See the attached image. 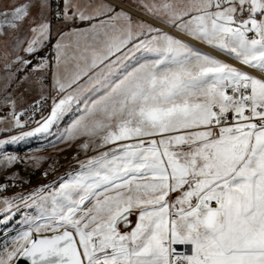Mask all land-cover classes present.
I'll use <instances>...</instances> for the list:
<instances>
[{
  "label": "snow or ice",
  "instance_id": "6c2138e0",
  "mask_svg": "<svg viewBox=\"0 0 264 264\" xmlns=\"http://www.w3.org/2000/svg\"><path fill=\"white\" fill-rule=\"evenodd\" d=\"M122 2L56 0L67 30L54 36L52 0H0V42L16 53L0 76V168L51 159L47 177L57 161L36 153L74 143L79 165L0 195V224L24 211L0 264H264V0H131L149 20ZM49 44L51 58L19 54ZM25 83L38 98L18 110ZM26 140L39 143L4 151ZM5 180L0 193L29 182Z\"/></svg>",
  "mask_w": 264,
  "mask_h": 264
},
{
  "label": "rangeland",
  "instance_id": "374dc122",
  "mask_svg": "<svg viewBox=\"0 0 264 264\" xmlns=\"http://www.w3.org/2000/svg\"><path fill=\"white\" fill-rule=\"evenodd\" d=\"M155 26H157V25H155ZM27 27H28V24H27V22H25L24 29H26ZM24 29H22L21 31L23 32ZM51 30L55 36L56 33L60 32V31H66L67 28L65 26H63L62 21H60V22L55 21V22H51ZM165 31H167V30H165ZM3 39H7V37H4ZM54 42H55V40L53 39V43ZM2 45L4 47H2ZM24 46H26V45H24ZM51 47H52V45L49 44L47 46V48L37 52L35 55H26L25 53H23V51H21L19 54L22 56H25L26 59L32 60L33 63H36V60H35L36 56L42 57L45 55V53H47L50 58L52 57L53 53L50 51ZM9 48H11V47L9 46ZM203 51L207 52L205 50H203ZM6 52L11 53V55L8 56L9 60L14 59L16 53L12 52V50H10V52H9L8 47H6L2 42H0V76H3L5 74L4 70H3V63L5 62V53ZM207 53H210V52H207ZM212 55H214V54H212ZM214 56H216V55H214ZM220 59H222V58H220ZM222 60H225V59H222ZM225 61L228 62L227 60H225ZM228 63H230V62H228ZM231 64H233V63H231ZM233 65L236 66L235 64H233ZM16 67H19V65L18 64L15 65L12 70L15 71ZM30 67L31 66H29L28 69H24L23 71L19 72L17 74L18 78L23 77L25 74H27L30 71ZM236 67H238V66H236ZM238 68H240V67H238ZM28 87H29L28 83H25L19 89H17L16 95L19 97L20 94L23 93L24 101H26V103H21L19 100L17 101L18 110L21 107H26L27 103H31L34 99L38 98V94L35 90H33L31 92L25 91V89H27ZM12 88H15V84H13L11 88H9V91H12ZM47 111H48V109H45V114L47 113ZM37 118H39V117H37ZM66 123H67V121H65V124ZM11 134H15V133H11ZM79 142L80 141H77L76 143H79ZM38 143H39V141H37V140H26V141L19 143L17 145L6 146L4 148V151L15 152V153L23 156L29 149H35L37 147ZM58 148H64L65 151L57 152L55 149H53L51 147H46V148L41 149L38 153H36L37 155L54 157L55 160L57 161V163L54 166V170L51 171L47 177L43 176L42 173L45 171V169L48 168L49 164L52 163L51 159L46 160L43 163H41L39 169L35 170L34 172H33V169L31 167H24L21 164H15V165H13L11 167H7V168H0V184L13 183L12 181H6L5 177L10 175L11 173L17 172V171L19 172V176L21 178L29 181L28 183H21L20 180H16L14 183H16L17 185L20 184L21 190L20 189L15 190L14 187H12L11 188L12 190L11 189L6 190L4 193H0V195L13 196L16 193H20V192L29 193L33 189L37 188L39 185L49 184L53 180H56L58 176H63L72 169H78L79 165H78L77 161L72 159L73 155L77 153L76 144L74 143L71 147H67L64 144H61V145H58ZM94 154L95 153H93L91 151H89L87 153L88 156H91ZM85 158L86 157H85L84 153H80L78 155V159H85ZM56 186L58 187V184ZM0 207H4V206L0 205ZM27 211L29 213L35 215V209L34 208L28 209ZM23 215H24V211L22 210V211L16 213V215L7 223L0 224V244H2L5 239L10 240L11 237L15 236L17 234V232L21 230V225L17 222L21 221ZM2 219H4V215L0 214V220H2ZM130 219L132 220V224L134 226L136 216L133 215ZM130 230H131L130 228H128V229L121 228V231H130ZM5 233H7V235H5ZM178 250H179V246H178Z\"/></svg>",
  "mask_w": 264,
  "mask_h": 264
},
{
  "label": "bare ground",
  "instance_id": "6f19581e",
  "mask_svg": "<svg viewBox=\"0 0 264 264\" xmlns=\"http://www.w3.org/2000/svg\"><path fill=\"white\" fill-rule=\"evenodd\" d=\"M119 6L125 8V10H127V11H129V12L135 14L136 16H140L141 18H143V19H145V20H149L148 17L143 16L142 13L136 11V10H135V7L129 6L128 4H126V3H124V2L120 3ZM150 22L153 23L154 25H157L158 27H162V28H164V30L169 31V32H171V33L174 34V35H179V34L176 33L173 29L168 28V27L165 26V25L159 24L157 21L151 20ZM183 38L186 39L189 43H191V44H195V46H197V47H199V48H201V49H203V50H205V51H207V52H210L211 54H214V55H216V56H218V57H220V58H222V59H225V60H227V61L230 62V63L235 64L236 66L242 68L244 71H249V72H252V74H254V75H258V73H256V72H254L253 70H251V69H249V68H247V67L241 65L238 61L233 60V59L229 58L228 56H225V55L221 54L220 52H218V51L212 49L211 47H209V46H207V45L200 44V43H198V42H196V41H193V40H191V39H189V38H187V37H183Z\"/></svg>",
  "mask_w": 264,
  "mask_h": 264
},
{
  "label": "built area",
  "instance_id": "2783aa9c",
  "mask_svg": "<svg viewBox=\"0 0 264 264\" xmlns=\"http://www.w3.org/2000/svg\"><path fill=\"white\" fill-rule=\"evenodd\" d=\"M57 7V4H56V0H52V9H53V12H52V18H51V22H60L61 20H57L54 16V13H55V9ZM59 7L62 9L63 8V0H60V4H59ZM254 75V74H253ZM3 111H7L6 109L3 110ZM12 187H9L7 190H10ZM15 190H21V186L20 184H18L17 187H14ZM12 190V189H11Z\"/></svg>",
  "mask_w": 264,
  "mask_h": 264
},
{
  "label": "crops",
  "instance_id": "0c3cea01",
  "mask_svg": "<svg viewBox=\"0 0 264 264\" xmlns=\"http://www.w3.org/2000/svg\"><path fill=\"white\" fill-rule=\"evenodd\" d=\"M21 2H23V0H21ZM124 3L128 4L129 6H132V7H135V5L131 4V0H123ZM119 6V5H118ZM120 7V6H119ZM127 11V10H126ZM35 12V10H33V13ZM131 13V12H130ZM133 16H136L135 14L132 13ZM74 26H78V27H84L86 25H69L68 27H74ZM2 47H4L2 45ZM8 49H9V52L10 50H12L11 48H9L8 46Z\"/></svg>",
  "mask_w": 264,
  "mask_h": 264
},
{
  "label": "water",
  "instance_id": "95a60500",
  "mask_svg": "<svg viewBox=\"0 0 264 264\" xmlns=\"http://www.w3.org/2000/svg\"><path fill=\"white\" fill-rule=\"evenodd\" d=\"M132 221V220H131ZM121 228H124L123 225L120 226ZM125 229V228H124ZM13 264H30V261H28L25 258H20L18 261L14 260Z\"/></svg>",
  "mask_w": 264,
  "mask_h": 264
}]
</instances>
